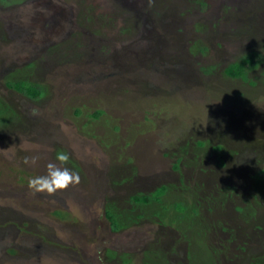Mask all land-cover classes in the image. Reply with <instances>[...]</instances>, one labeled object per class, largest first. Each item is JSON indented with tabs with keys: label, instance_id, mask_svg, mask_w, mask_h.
<instances>
[{
	"label": "rangeland",
	"instance_id": "374dc122",
	"mask_svg": "<svg viewBox=\"0 0 264 264\" xmlns=\"http://www.w3.org/2000/svg\"><path fill=\"white\" fill-rule=\"evenodd\" d=\"M60 152L79 183L34 193ZM262 168L264 0H0V264H250Z\"/></svg>",
	"mask_w": 264,
	"mask_h": 264
},
{
	"label": "trees",
	"instance_id": "16d2710c",
	"mask_svg": "<svg viewBox=\"0 0 264 264\" xmlns=\"http://www.w3.org/2000/svg\"><path fill=\"white\" fill-rule=\"evenodd\" d=\"M261 61H262L261 56H259V54L252 51L245 55L240 56L238 60L228 63L223 70L224 73L231 78H240L242 80H249L247 71L255 68L257 65H259V63H261ZM249 82L253 84L255 83L254 80H249ZM7 85L15 88L16 90L22 92L23 94L33 99L40 98L44 94V90L42 86L32 81H25L21 79L16 81H7ZM101 112H102L101 110H97L93 113V115L95 117H98ZM200 144H202V142H200ZM221 147L222 146L220 144H217L215 146V148H221ZM174 166L177 167V165ZM256 176H259L260 178H264V168L260 169ZM166 190L167 187L164 184H162L152 192L133 194L130 196L131 197L130 199L135 204H138L141 207L155 203L154 205L157 204L158 206H160L162 211H165L166 209L168 210L170 207L167 204H162L160 200L161 197L165 194ZM154 212L156 211L154 210ZM194 212L196 213L195 209ZM104 215L106 219L109 221L112 230H117L120 228V226L122 225L121 221L123 218L120 216L121 213H119L118 215L112 208H106L104 210ZM140 216L141 214H137V217ZM256 259L254 260L251 259L250 264H264V255Z\"/></svg>",
	"mask_w": 264,
	"mask_h": 264
},
{
	"label": "clouds",
	"instance_id": "9594fccd",
	"mask_svg": "<svg viewBox=\"0 0 264 264\" xmlns=\"http://www.w3.org/2000/svg\"><path fill=\"white\" fill-rule=\"evenodd\" d=\"M69 160V156L66 153L60 152L56 156V161L49 162L46 165L47 174L41 176H33L28 181V186L34 193L46 192L52 194L58 190L66 189L69 185L79 183V174L71 171L68 167H63L64 163ZM32 163L35 164V158Z\"/></svg>",
	"mask_w": 264,
	"mask_h": 264
}]
</instances>
